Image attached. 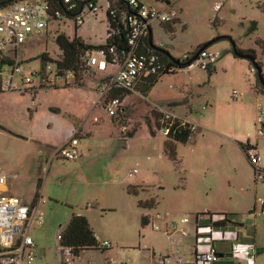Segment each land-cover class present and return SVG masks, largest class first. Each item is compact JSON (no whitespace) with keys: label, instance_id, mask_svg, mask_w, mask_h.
I'll return each instance as SVG.
<instances>
[{"label":"rangeland","instance_id":"1","mask_svg":"<svg viewBox=\"0 0 264 264\" xmlns=\"http://www.w3.org/2000/svg\"><path fill=\"white\" fill-rule=\"evenodd\" d=\"M143 1L162 6L158 0ZM174 1L172 29L155 20L153 44L183 61L208 43L207 50L216 56L215 70L195 64L178 68L163 74L147 96L134 93L123 102L126 112L118 110L115 115L118 124L126 126L121 133L95 121L94 116L107 114L96 106L84 123L83 132L88 134L75 135L79 151L75 160L50 159V151L70 136L74 117L87 115L95 97L93 79L102 75L98 70L91 68L77 77L78 84L85 79L84 86L59 87L63 85L59 81L56 87L39 88L37 78L32 91H0V169L7 176L9 193L24 200L44 199L38 206L42 222L34 221L28 231L36 251L32 264H62L58 234L73 213L87 218L99 243L111 244L103 252L83 250L82 263L89 253L140 263L150 251L166 247L161 230L170 221L193 220L207 211L242 216V235L256 239L255 264H264V212L252 210L264 199V182L256 183L237 141H256V102L264 93L257 92L256 69L233 52V45L253 51L264 76V0ZM99 6L96 17H87L78 27L77 36L91 44L105 41L108 3L99 0ZM75 31L71 18L50 19L38 38H28L22 45L17 60L27 71L42 70L45 63L54 71L60 53L55 37L63 33L71 39ZM155 108L195 125L190 139L176 145L175 159L164 152L165 135L148 131L150 113L159 124ZM133 129L137 131L122 142L120 135ZM142 215L149 218L144 226ZM188 231L180 243L190 257L192 222Z\"/></svg>","mask_w":264,"mask_h":264},{"label":"built area","instance_id":"2","mask_svg":"<svg viewBox=\"0 0 264 264\" xmlns=\"http://www.w3.org/2000/svg\"><path fill=\"white\" fill-rule=\"evenodd\" d=\"M106 30L104 46L96 49V55L90 54L86 58V65L105 72L108 63L115 64L117 69L108 74L98 86L99 99L107 113L117 115L122 107V99L114 96V90H131L141 77H150L163 71L165 62L149 43L150 25L157 20L160 23H171L176 16L171 0H160V8L149 6L142 0H122L121 6H112L106 0ZM62 6H52L47 0H15L9 5L0 6V91H23L34 87L38 78V86H57L59 81L67 85L75 79L72 70H66L56 63L54 71L44 64L42 70L27 71L17 60V54L28 38H38L48 27L50 19L73 20L74 28L80 27L87 16H95L100 10L97 0H61ZM119 35H122L119 38ZM124 39V50L120 49L122 58L118 60L119 47L112 42ZM14 54V56H12ZM191 63L208 70L213 67L216 56L203 49L197 55L187 56ZM57 61H61L60 57ZM187 67V68H188ZM256 114L258 118L257 139L255 142L245 143L244 153L250 163L256 183L264 181V95L257 99ZM176 118L168 112L162 115V127L159 129L164 135L170 131V126ZM183 123V122H181ZM194 129V124H188ZM77 138L72 136L67 143L58 148L52 156L74 160L78 151ZM129 172L131 175L135 172ZM7 176L0 169V264H32L36 257L35 244L28 231L34 221L42 222L43 213L38 211L40 202L44 199L27 201L10 194L3 189ZM259 210L264 212V199L259 201ZM225 219L228 221L225 222ZM220 221H224L220 223ZM192 222L194 228V243L192 256L186 259L180 250L176 236L188 235V224ZM242 216H216L204 212L197 214L193 220L182 217L170 221L161 231L175 249L165 253H152L151 264H215L222 247L219 243L238 238L242 225ZM160 230L158 225H153ZM60 238V234H58ZM236 242V243H235ZM230 243L228 256L233 264H254V248L251 242ZM101 248L107 249L111 244L105 240L99 243ZM225 249V248H224ZM62 264H82L71 248L61 249ZM83 264H134L128 260L106 259L105 261H87Z\"/></svg>","mask_w":264,"mask_h":264},{"label":"trees","instance_id":"3","mask_svg":"<svg viewBox=\"0 0 264 264\" xmlns=\"http://www.w3.org/2000/svg\"><path fill=\"white\" fill-rule=\"evenodd\" d=\"M15 0H0V6H6L14 2ZM50 5L52 6H62L61 0H47ZM112 6H121L122 0H110ZM173 21L171 23H161V25L164 28L171 29ZM78 28V27H77ZM76 28V30H77ZM122 35H119V38H121ZM55 41L58 45V48L60 50L59 57L61 61H57V64L60 65V67L65 68L66 70H72L75 73V76L79 77L81 74H85L89 71V69H95L93 67H89L86 65V58L95 51L98 47L104 46V45H92L89 43H85L79 36L74 34L73 38H69L68 36L64 35L63 33L57 35L55 37ZM112 42L116 43L119 47V50L117 52V58L120 60L122 58L120 49L124 50V39L121 41H118V38L113 40ZM150 45L155 49V51L160 55L161 59L165 62L166 67L163 71H161L158 74L152 75L149 78L148 86L149 88L153 86L157 80L165 73L175 72L176 69H182L187 68L191 61H189L188 57H186L185 60L181 61L179 59L174 58L170 53L167 52V50H162L160 47H155L153 43L149 39ZM203 47V46H201ZM206 49V48H205ZM247 52L253 53V51L248 50ZM195 54V53H194ZM192 54V55H194ZM47 54H42V59L46 60ZM177 62V63H176ZM260 65V63H259ZM261 66V65H260ZM213 68L208 69V71H212ZM106 78V77H105ZM103 78V79H105ZM77 80V79H76ZM258 81V80H257ZM256 89L261 93H264V87L260 84L258 81L256 84ZM129 93V90H121V92H118L116 95L120 96V99H122L126 94ZM162 117V115H161ZM164 123H162L160 126L157 125V128L160 129ZM170 132L165 135V141H164V152L171 158L175 159L176 156V145L177 143H186L189 136L191 135L192 129H190L189 125L187 123H181V121L175 119L173 123L170 126ZM135 132V129L133 131H128L125 133L122 137L126 138L130 134L132 135ZM129 133V134H128ZM245 144H241V148L244 151ZM141 206L147 207L150 206L148 202H141ZM209 213V212H208ZM216 216H223V215H233L228 213H212ZM228 221L225 219V222ZM224 221H220V223H223ZM149 223V218L147 215L141 216V225L144 226ZM60 238H58L60 249L64 247H69L72 250V253L75 256H79L81 251L83 250H99L104 251L106 249L101 248L99 246V242L97 241L95 237V233L93 232L92 228L89 225V222L87 218L82 214H76L73 213L71 218L69 219L66 227L64 230H62L60 233Z\"/></svg>","mask_w":264,"mask_h":264},{"label":"crops","instance_id":"4","mask_svg":"<svg viewBox=\"0 0 264 264\" xmlns=\"http://www.w3.org/2000/svg\"><path fill=\"white\" fill-rule=\"evenodd\" d=\"M143 1V0H142ZM97 2H98V5H99V0H97ZM156 2H161L160 0H158V1H156ZM146 3V2H145ZM171 3H172V5L175 3V1L174 0H171ZM147 4V3H146ZM161 4V3H160ZM148 5V4H147ZM162 5V4H161ZM149 6H151V5H149ZM154 7H156V6H154ZM160 8V7H159ZM100 10H101V8H100ZM87 17H91L90 15L89 16H87ZM86 17V18H87ZM95 17H96V15H95ZM86 20V19H85ZM106 20H107V16L105 15V20H104V22H105V30H106ZM154 22V21H153ZM153 22L151 23V25H150V34H151V39H152V29H153ZM85 23V22H84ZM83 23V24H84ZM82 24V25H83ZM81 25V26H82ZM79 29L80 28H78L76 31H75V33H76V35H77V32L79 31ZM171 29H172V25H171ZM74 33V34H75ZM81 34H79L78 36L85 42V43H88L84 38H82V36H80ZM104 38H105V34H104ZM106 39V38H105ZM151 42H152V40H151ZM104 43H105V41H104ZM104 43H98V44H92V45H103ZM153 43V42H152ZM89 44H91V43H89ZM154 45V44H153ZM155 46V45H154ZM204 46V45H203ZM208 46V45H207ZM207 46H206V49H207ZM155 47H157V46H155ZM201 48V47H200ZM166 50V49H165ZM91 54H93V55H96L97 53H96V50L95 51H93ZM214 65V64H213ZM213 68V70H215V68L214 67H212ZM110 69H114L113 71H111ZM116 69H117V67H116V65L115 64H112V63H108L107 64V68H106V71L105 72H101V71H98L99 73H101L102 75H101V77L100 78H98L97 80H94L93 79V81H95V83H94V86H93V91L95 92V97L93 98V103L91 104V105H89V107H88V109H87V115L84 117V116H82L81 118H76V117H74L73 118V121H75V122H72V133L70 134V136L69 137H67V138H65V140H63L58 146H55V148H53V149H51V151H50V159H51V157H52V155H53V153L58 149V148H60L61 146H63L65 143H67V141H69V139H71L72 138V136L73 135H79V134H81V132H83V129H84V123H85V120L88 118V116H89V114L91 113V112H93V111H95V109H96V106H99L104 112H106L107 113V111H106V109H105V107H104V105H103V101H101L100 99H99V93H98V86L103 82V78H105V76H108V74L110 75V74H112V73H114L115 71H116ZM96 70V69H95ZM97 71V70H96ZM83 77V75L81 76V78ZM86 78H89V77H86ZM149 78L150 77H141L137 82H136V84H135V86H134V88L133 89H131V90H129V93L128 94H126L123 98H122V106L123 107H121V109L119 110V111H121V112H126L125 111V104L123 103V102H127V100H128V98H130L134 93H139V94H141V95H143V96H147V93H148V91H149V89L152 87H150L149 88V86H148V81H149ZM161 78V77H160ZM159 78V79H160ZM77 79V76H75V79H73V80H71L67 85H59V87H69V86H84L85 85V79H81L80 81L82 82L81 84H78V81L76 80ZM90 79V78H89ZM158 79V80H159ZM157 80V81H158ZM49 86H52V85H49ZM58 86V85H57ZM154 86V85H153ZM39 88H41V86H38ZM52 87H56V86H52ZM35 88H37V87H29L27 90H34ZM47 88V87H46ZM27 90H23V91H27ZM123 91V90H122ZM118 92H121V89L120 90H114L113 92H112V94L114 95V96H117L116 94L118 93ZM257 92H258V90H257ZM260 94V93H259ZM263 96V95H262ZM118 97H120V96H118ZM123 108V109H122ZM156 109V108H155ZM156 111H158L159 113H160V118H159V124H158V122H157V119H156V117H155V115L154 114H151L150 113V120H147L145 123H146V125H147V128H148V131H149V133H150V135H152V136H155L156 134H157V132L159 131V129L157 128V125H159L160 126V124H161V120H162V117H161V114L163 115V113L164 112H167V111H162L161 109H156ZM100 113H101V111H100ZM168 113H171L177 120H179V121H181V122H183V123H187V124H192L191 122H188V120H186L185 118H181V117H178V116H176L173 112H168ZM104 117H100V119L99 118H97V116H94V119H95V121H101L102 123H107V126H110V128H114L115 129V131L118 129V131L121 133V130H124L123 129V127L125 128L126 126L125 125H121V124H118V122H117V120L115 119V116H111V115H109L108 113L105 115H103ZM105 118H106V120H105ZM195 129V128H194ZM137 131V129L135 130V132ZM83 133H86V134H88L86 131L85 132H83ZM192 135V134H191ZM191 135L189 136V138H188V140L190 139V137H191ZM77 137V136H76ZM120 138H121V140H122V142L126 139V138H123L122 137V135H120ZM166 139V138H165ZM165 139H164V141H165ZM251 138H247V139H242V140H237L238 141V143H239V146H240V148H241V144H245V143H247V142H251V140H250ZM256 139H257V136H256ZM109 140H110V142H112L113 140H114V138L110 135V138H109ZM187 140V141H188ZM178 144V143H177ZM77 145H78V142H77V144H76V148H77ZM163 148H164V142H163ZM242 149V148H241ZM243 150V149H242ZM77 151H78V149H77ZM78 155H79V151H78ZM78 155H77V157H78ZM76 157V158H77ZM75 158V159H76ZM74 159V160H75ZM264 182V181H263ZM3 189L4 190H6L7 192H10V190H9V188H8V186L6 185V186H3ZM27 201H34V199H32V200H27ZM258 206H259V201L257 202V203H255L254 204V207H253V211H256L257 210V208H258ZM207 212H209V211H207ZM211 213V212H210ZM76 214H78V213H76ZM243 220V219H242ZM244 227V224L242 223V225H241V227L240 228H243ZM240 228H239V234H238V238L236 239V237H231V238H229L230 239V241H227V242H221V243H219V246L220 247H222V248H220L221 249V251H220V255H219V259H218V261L215 263V264H233V262H232V260L229 258V256H228V246L230 245V243H234L235 241H237V242H251L252 244H253V248H254V264H255V253H256V251H258V248H256V239L255 238H250V236H247V237H245L244 235H242V233H241V231H240ZM95 237H96V235H95ZM167 239V238H166ZM176 239H177V242H178V244H179V247H180V250L183 252V254H184V256H185V258L186 259H190L191 257H189V256H186L185 255V251L184 250H182L183 249V247H184V245H182V243L184 242V239H183V237H181V236H179V235H177L176 236ZM167 241H168V239H167ZM182 241V243H180ZM236 243V242H235ZM193 245V244H192ZM225 248V249H224ZM108 249V248H107ZM106 249V250H107ZM175 249V247H173V245L171 244V243H169V241H168V243H167V245H166V247L165 248H162V249H160L158 252H156V251H154V250H152V251H150V253H149V255H147L148 257L146 258H143L142 260H140V263H138V262H134V261H131V262H133L134 264H151L152 263V253H154V254H158V253H165V252H167V251H169V250H174ZM191 249H192V247H191ZM105 251V250H104ZM82 252V251H81ZM100 252H103V251H100ZM80 255H81V253L79 254V256H78V261L80 262V263H82L81 261H80ZM191 256H192V250H191ZM84 258V257H83ZM110 258H112V259H115L114 257H112V256H108V254H105V255H103V256H96V255H94V254H91V253H89L88 255H87V258H86V260L87 261H96V262H100V261H105L106 259H110ZM94 259V260H93ZM85 260V261H86ZM124 260H128L129 261V259H124ZM86 261V262H87ZM85 263V262H84ZM83 264V263H82Z\"/></svg>","mask_w":264,"mask_h":264},{"label":"water","instance_id":"5","mask_svg":"<svg viewBox=\"0 0 264 264\" xmlns=\"http://www.w3.org/2000/svg\"><path fill=\"white\" fill-rule=\"evenodd\" d=\"M149 39L150 41L152 40L151 39V34L149 36ZM208 45L205 44L203 47H201L195 54L197 55L199 51L203 50L206 48V46ZM161 49V48H160ZM164 50V49H162ZM168 52V51H167ZM233 52H234V55L236 57H239V58H244V59H247L251 64L252 66L256 69V72H257V78H258V81L260 82V84L264 87V76L262 74V71H261V66L258 64V62L256 61V57L253 53H250V52H246V51H242V50H239L236 48L235 45H233ZM169 53V52H168ZM177 63V62H176Z\"/></svg>","mask_w":264,"mask_h":264},{"label":"clouds","instance_id":"6","mask_svg":"<svg viewBox=\"0 0 264 264\" xmlns=\"http://www.w3.org/2000/svg\"><path fill=\"white\" fill-rule=\"evenodd\" d=\"M94 68V67H93Z\"/></svg>","mask_w":264,"mask_h":264}]
</instances>
